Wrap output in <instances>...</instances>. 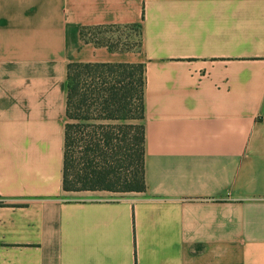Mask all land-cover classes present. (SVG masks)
Returning a JSON list of instances; mask_svg holds the SVG:
<instances>
[{
	"label": "crops",
	"instance_id": "1",
	"mask_svg": "<svg viewBox=\"0 0 264 264\" xmlns=\"http://www.w3.org/2000/svg\"><path fill=\"white\" fill-rule=\"evenodd\" d=\"M73 63L144 65L146 192L64 191ZM0 264H264V0H0Z\"/></svg>",
	"mask_w": 264,
	"mask_h": 264
},
{
	"label": "trees",
	"instance_id": "2",
	"mask_svg": "<svg viewBox=\"0 0 264 264\" xmlns=\"http://www.w3.org/2000/svg\"><path fill=\"white\" fill-rule=\"evenodd\" d=\"M124 29L137 32L129 46L140 49L139 25L82 30L81 36L113 50L107 33ZM67 90L64 191L146 192L144 65L73 63Z\"/></svg>",
	"mask_w": 264,
	"mask_h": 264
},
{
	"label": "rangeland",
	"instance_id": "3",
	"mask_svg": "<svg viewBox=\"0 0 264 264\" xmlns=\"http://www.w3.org/2000/svg\"><path fill=\"white\" fill-rule=\"evenodd\" d=\"M111 33H116L115 35L117 36V38L119 36L124 37V35L128 34V32L126 30H120V31L113 30V32H111ZM132 36H133V38H132L133 40H136V38L138 37V34L135 30L132 31Z\"/></svg>",
	"mask_w": 264,
	"mask_h": 264
}]
</instances>
